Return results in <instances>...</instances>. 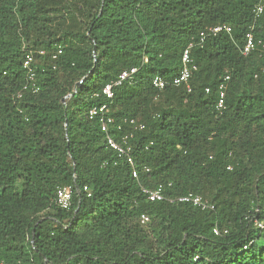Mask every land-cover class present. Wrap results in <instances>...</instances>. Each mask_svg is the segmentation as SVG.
<instances>
[{
    "label": "trees",
    "instance_id": "16d2710c",
    "mask_svg": "<svg viewBox=\"0 0 264 264\" xmlns=\"http://www.w3.org/2000/svg\"><path fill=\"white\" fill-rule=\"evenodd\" d=\"M258 1L0 0V264H264V54L242 53L249 31L264 43ZM217 24L230 31L200 41ZM189 44L187 91L172 79ZM104 102L137 177L89 117ZM158 184L165 199L148 200ZM64 186L68 209L51 201ZM189 192L214 208L168 200Z\"/></svg>",
    "mask_w": 264,
    "mask_h": 264
},
{
    "label": "built area",
    "instance_id": "2783aa9c",
    "mask_svg": "<svg viewBox=\"0 0 264 264\" xmlns=\"http://www.w3.org/2000/svg\"><path fill=\"white\" fill-rule=\"evenodd\" d=\"M254 11L256 14H260L261 12L264 11V0H259L257 2V4L254 7ZM221 31L229 32L230 27L226 24H217V25L209 26L207 30L200 32L199 39L200 41H203L206 35L208 34L214 35ZM258 45L260 46L262 50L261 53L264 54V43L261 40H255L252 32L250 31L247 32L245 35V42L242 48V53L246 55L252 50H254L255 47ZM190 46L191 44H189L188 47L184 49L182 56H181L182 67L177 73V75H175L172 79L173 84L175 85L182 84L184 85L187 91H190L189 78H190L192 70L195 69V66L191 63L192 60L190 57ZM60 52H61V48L58 47L57 53H60ZM39 53L42 54L43 51L40 50ZM33 60H34V56L32 52H27L24 56L23 64H22L23 68L26 70V76H27V82L23 85V90L29 89L33 92H36L39 87L35 79L34 70L31 67ZM136 70H137V67H131L129 69H125L121 71L116 78L110 80L108 83L102 86L101 94L105 96L106 99H111L113 97V88L115 86L122 84L124 81L130 80L133 77ZM227 78L228 76H225V79ZM151 84L156 89L161 90L166 85V81L160 75H155L151 79ZM223 88H224V85L221 84L219 98L216 103V109L219 112H221L222 109L224 108ZM19 95L20 93H18V96ZM88 113H89V117L96 116L98 118L100 129L106 135L107 145L113 150H115L118 156L123 157L125 161L132 166V170H131L132 176L137 177L138 171L133 166L134 162H133V157L131 155L132 147L128 143V139L132 137V133L122 135L120 137V140H116L113 138V136L109 132V124L113 123L114 120H113V117L109 115V107L107 103L105 102L100 105L92 106L89 109ZM130 123L135 125V121L133 119L130 120ZM136 127L138 129H142L143 124L136 125ZM84 189H86V187H84ZM141 190L145 194L146 198L150 201H158V200L165 199L164 186L162 184H158L154 188L142 187ZM71 200H72V189L70 186H64V187L57 188L54 196L51 197V201L56 206L63 208V209H68L70 207ZM168 200L170 202L176 201V202L190 203L193 206H196L202 210H207V209L211 210L214 208L213 204L209 203L208 200L204 199L199 194H194L191 192L169 198ZM255 211L259 212V209L256 208ZM148 219L149 218L147 215L142 214L140 217V222L145 223L148 221ZM251 223L253 227L264 230V218L254 217L251 219ZM213 230L216 234L219 233V229L217 228V226H215ZM225 231L226 230H224V232Z\"/></svg>",
    "mask_w": 264,
    "mask_h": 264
},
{
    "label": "rangeland",
    "instance_id": "374dc122",
    "mask_svg": "<svg viewBox=\"0 0 264 264\" xmlns=\"http://www.w3.org/2000/svg\"><path fill=\"white\" fill-rule=\"evenodd\" d=\"M1 187H2V183H0V189H1ZM16 188L22 194L27 191V188H26V186L24 184H17Z\"/></svg>",
    "mask_w": 264,
    "mask_h": 264
},
{
    "label": "water",
    "instance_id": "95a60500",
    "mask_svg": "<svg viewBox=\"0 0 264 264\" xmlns=\"http://www.w3.org/2000/svg\"><path fill=\"white\" fill-rule=\"evenodd\" d=\"M103 1V0H102Z\"/></svg>",
    "mask_w": 264,
    "mask_h": 264
}]
</instances>
